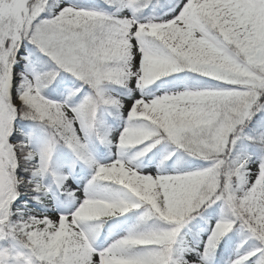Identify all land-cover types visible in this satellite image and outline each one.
<instances>
[{"label":"snow or ice","instance_id":"6c2138e0","mask_svg":"<svg viewBox=\"0 0 264 264\" xmlns=\"http://www.w3.org/2000/svg\"><path fill=\"white\" fill-rule=\"evenodd\" d=\"M0 264H264V0H0Z\"/></svg>","mask_w":264,"mask_h":264}]
</instances>
